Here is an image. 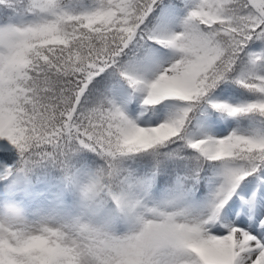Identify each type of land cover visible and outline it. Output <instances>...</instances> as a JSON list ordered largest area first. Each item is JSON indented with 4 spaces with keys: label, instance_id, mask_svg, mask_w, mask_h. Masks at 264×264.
Returning a JSON list of instances; mask_svg holds the SVG:
<instances>
[{
    "label": "snow or ice",
    "instance_id": "snow-or-ice-1",
    "mask_svg": "<svg viewBox=\"0 0 264 264\" xmlns=\"http://www.w3.org/2000/svg\"><path fill=\"white\" fill-rule=\"evenodd\" d=\"M0 264H264V0H0Z\"/></svg>",
    "mask_w": 264,
    "mask_h": 264
},
{
    "label": "clouds",
    "instance_id": "clouds-1",
    "mask_svg": "<svg viewBox=\"0 0 264 264\" xmlns=\"http://www.w3.org/2000/svg\"><path fill=\"white\" fill-rule=\"evenodd\" d=\"M5 212H8V213H12V212H15V216L18 218L20 213H19V210H16L14 209L12 206H6L5 207Z\"/></svg>",
    "mask_w": 264,
    "mask_h": 264
}]
</instances>
